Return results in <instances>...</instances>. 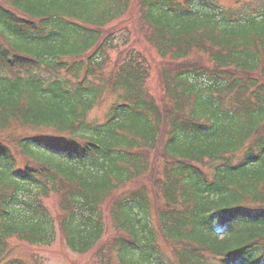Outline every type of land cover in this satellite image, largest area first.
Masks as SVG:
<instances>
[{"label":"trees","instance_id":"trees-1","mask_svg":"<svg viewBox=\"0 0 264 264\" xmlns=\"http://www.w3.org/2000/svg\"><path fill=\"white\" fill-rule=\"evenodd\" d=\"M58 236L82 264H264V0H0V264Z\"/></svg>","mask_w":264,"mask_h":264},{"label":"rangeland","instance_id":"rangeland-1","mask_svg":"<svg viewBox=\"0 0 264 264\" xmlns=\"http://www.w3.org/2000/svg\"><path fill=\"white\" fill-rule=\"evenodd\" d=\"M245 1H252V0H245ZM221 3H223L225 6L229 7L231 5V0H220ZM124 20H128V15L125 17ZM111 55L114 57V53H111ZM157 64L153 67L151 71V82H150V90L156 94V99L159 102L162 98L161 93V87L163 85H159V80L157 77V74L154 73L156 69ZM112 98L105 99L99 108H97L93 114V117H103L105 112L108 109V105L111 103ZM23 159V158H21ZM24 160V159H23ZM23 161L20 160L19 163L21 164ZM46 204L53 215L54 218H57L60 214V211L57 206V199L55 197L51 198L50 200L46 201ZM10 246L14 249V255L22 258L28 263H32L33 256L36 255V253H39V255L43 258L45 264H82L85 260V256H77L69 252L62 244L61 240L57 239L56 244L50 248V249H36L33 247H30L24 243H21L17 240H12L10 242Z\"/></svg>","mask_w":264,"mask_h":264}]
</instances>
